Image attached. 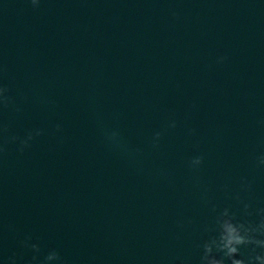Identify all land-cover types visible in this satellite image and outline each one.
Here are the masks:
<instances>
[{
	"label": "water",
	"instance_id": "1",
	"mask_svg": "<svg viewBox=\"0 0 264 264\" xmlns=\"http://www.w3.org/2000/svg\"><path fill=\"white\" fill-rule=\"evenodd\" d=\"M33 2L0 0V264H201L225 209L259 224L264 0Z\"/></svg>",
	"mask_w": 264,
	"mask_h": 264
},
{
	"label": "clouds",
	"instance_id": "2",
	"mask_svg": "<svg viewBox=\"0 0 264 264\" xmlns=\"http://www.w3.org/2000/svg\"><path fill=\"white\" fill-rule=\"evenodd\" d=\"M33 2V0H32ZM33 4H35L33 2ZM223 59V58H221ZM7 91L5 88H0V103H7L8 98L4 95ZM174 126V124L172 125ZM159 133L155 134V138H159ZM116 137V133H112V138ZM31 139V136H29ZM25 143L24 141L21 142ZM201 156L193 157L190 161L192 166H198L202 162ZM261 163H264V157L260 159ZM247 208V205H245ZM216 231L217 235L211 239L205 241L202 244L203 254L200 257L201 264H225V260L229 264H245L243 258H236L240 255V246L255 245L264 248V239L255 238L256 233L264 236V218L261 219L259 224L253 227L250 224L241 223L235 220V218L229 215L228 210L225 209L216 219ZM25 247H31L33 251H38L35 244L29 245L27 239L22 241ZM213 249L221 255L217 257L213 254ZM33 260L36 259L34 256ZM252 258H250L251 260ZM257 264H264V255H256L254 257ZM51 261H61L59 254L56 251H50L45 257L42 264H49ZM9 264H16L15 258H9ZM61 264L63 262L61 261Z\"/></svg>",
	"mask_w": 264,
	"mask_h": 264
}]
</instances>
